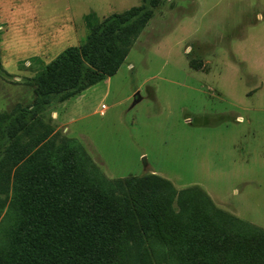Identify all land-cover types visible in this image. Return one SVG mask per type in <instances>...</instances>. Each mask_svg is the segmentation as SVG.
I'll return each instance as SVG.
<instances>
[{
  "label": "rangeland",
  "instance_id": "374dc122",
  "mask_svg": "<svg viewBox=\"0 0 264 264\" xmlns=\"http://www.w3.org/2000/svg\"><path fill=\"white\" fill-rule=\"evenodd\" d=\"M141 5L150 17L115 75L63 102L38 93L51 61ZM5 20L0 253L17 172L37 151L71 148L106 191L160 179L143 198L156 216L134 223L123 264H264V0H0ZM33 24L43 40L28 39Z\"/></svg>",
  "mask_w": 264,
  "mask_h": 264
},
{
  "label": "trees",
  "instance_id": "16d2710c",
  "mask_svg": "<svg viewBox=\"0 0 264 264\" xmlns=\"http://www.w3.org/2000/svg\"><path fill=\"white\" fill-rule=\"evenodd\" d=\"M150 14V7L141 5L103 19L84 43L47 65L35 82L38 93L63 102L115 75ZM60 152L53 158L57 153L47 157L37 151L17 172L9 209L19 216L0 264H123L131 241L140 235L134 223L156 216L143 198L146 192L159 195L152 178L160 179L134 177L126 181L130 195H119L86 179L74 150ZM134 194L131 203L127 196ZM147 207L151 216L142 212Z\"/></svg>",
  "mask_w": 264,
  "mask_h": 264
},
{
  "label": "crops",
  "instance_id": "0c3cea01",
  "mask_svg": "<svg viewBox=\"0 0 264 264\" xmlns=\"http://www.w3.org/2000/svg\"><path fill=\"white\" fill-rule=\"evenodd\" d=\"M12 24V21L10 22V20H5V21H2L0 22V29L3 28L5 29L6 28V25H10ZM2 25V26H1ZM20 32V31H19ZM40 34H41V30L39 28L38 25L36 24H33L31 26V28L28 30V39L32 40V41H39V40H43L42 37H40ZM2 55V51H1V47H0V56ZM31 61L27 60L26 63H30ZM3 67V66H2ZM3 70L8 74L9 72L3 67ZM110 78V77H108ZM106 78V79H108ZM105 79V80H106ZM58 114V113H57ZM239 121H243V117H239ZM251 224V223H250ZM253 225V224H252Z\"/></svg>",
  "mask_w": 264,
  "mask_h": 264
},
{
  "label": "built area",
  "instance_id": "2783aa9c",
  "mask_svg": "<svg viewBox=\"0 0 264 264\" xmlns=\"http://www.w3.org/2000/svg\"><path fill=\"white\" fill-rule=\"evenodd\" d=\"M103 108L105 107V105L102 106Z\"/></svg>",
  "mask_w": 264,
  "mask_h": 264
}]
</instances>
